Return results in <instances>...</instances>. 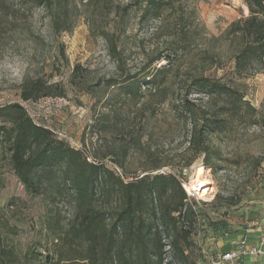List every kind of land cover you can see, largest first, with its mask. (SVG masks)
Masks as SVG:
<instances>
[{
	"label": "trees",
	"instance_id": "trees-1",
	"mask_svg": "<svg viewBox=\"0 0 264 264\" xmlns=\"http://www.w3.org/2000/svg\"><path fill=\"white\" fill-rule=\"evenodd\" d=\"M93 1L79 6L74 0H27L46 12L53 42L38 37L37 44L48 56L37 73L21 83V101L65 98V83L55 77L62 75L69 61L58 38L73 30V16ZM243 2L248 16L231 22L214 37L208 35L188 0H146L136 30L145 35L134 43L144 59L135 71L127 67L128 8L117 6L118 19L110 29L98 31L116 63L117 76L94 87L76 65L68 78L70 86L97 98L87 129L98 138L101 133L110 134L123 157L130 150L143 151L147 121L169 101L171 117L191 128L190 155L183 166L189 167L200 155L207 166L209 135L224 126V109L218 102L244 97L214 75L224 67L221 50L231 49L228 59L238 77L253 76L264 66V0ZM115 86L119 93L101 101L100 96ZM192 92L214 108L195 105L189 99ZM243 102L246 111L255 114L254 107ZM3 153L26 192L49 200L44 228L52 249L45 255L35 248L22 250L16 242L18 228L0 217V264H195L188 253L195 212L185 202L188 198L178 179L182 172L158 173L162 162H152L150 153L146 174L124 181L104 163L90 160L85 147L75 149L57 139L18 102L0 106ZM111 154L115 163L118 154ZM167 245L172 252L169 262L164 258Z\"/></svg>",
	"mask_w": 264,
	"mask_h": 264
},
{
	"label": "rangeland",
	"instance_id": "rangeland-1",
	"mask_svg": "<svg viewBox=\"0 0 264 264\" xmlns=\"http://www.w3.org/2000/svg\"><path fill=\"white\" fill-rule=\"evenodd\" d=\"M145 1L95 0L85 8L81 6L72 18L75 23L73 30L58 38L65 46L69 61L62 75L55 77V80L62 78L65 83V98L23 102L19 96L21 83L26 77H33L42 67L43 59L48 56L43 54L37 39L44 37L46 41L53 42L49 18L42 7L27 0H0V106L21 103L31 118L49 128L57 139L75 149L85 147L90 160L102 162L116 174L125 175L121 176L124 181L146 174L144 171L151 161L147 158L148 153L152 155V162H162L158 173L164 171L166 174H175L186 168L187 172L182 178L190 185L194 184L191 178L195 168L204 167L206 175L203 178L211 181L213 191L209 199L204 200L201 196L185 201L195 212L192 247L188 253L195 264H211L243 232L263 224L264 66L253 76L238 77L233 73V63L228 59L231 49L221 50L224 67L214 72V75L237 89L244 97L225 98L218 102L219 107L224 109V126L221 132L209 135L208 152L204 159L207 166L203 164V155L189 167L183 166L190 155L188 140L191 128L189 123L181 126L171 117L169 111L173 104L169 101L160 105L155 117L147 121L141 139L144 150H130L123 157L115 150L117 144L110 138V134L101 133L98 138L87 129L92 122V106L97 98H93L88 91H79L70 86L68 78L76 65L83 69L87 84L94 87L101 85L108 77L117 76L116 63L108 55L104 39L98 32L110 29L118 19L117 6L128 8L126 31L130 38L125 40L127 67L135 71L138 63L144 59L134 48V43L145 35L144 31L136 32L138 17ZM74 2L80 6L86 0ZM188 2L196 8L199 21L208 35L214 37L223 34L231 22L248 16L243 0ZM144 89L141 87L142 91ZM174 89L177 90L176 87ZM118 93L119 88L115 86L107 94L101 95L100 99L104 101ZM189 99L206 109L214 108V104L207 103L205 97L196 93L192 92ZM243 101L254 107L255 114L246 111ZM111 153L118 154L115 163ZM50 207L49 200L44 196H32L26 192L14 175L8 156L1 154L0 217L18 228L16 242L22 250L35 248V251L43 255L51 251V238L44 228ZM166 250L164 258L165 262H169L172 252L168 245Z\"/></svg>",
	"mask_w": 264,
	"mask_h": 264
},
{
	"label": "built area",
	"instance_id": "built-area-1",
	"mask_svg": "<svg viewBox=\"0 0 264 264\" xmlns=\"http://www.w3.org/2000/svg\"><path fill=\"white\" fill-rule=\"evenodd\" d=\"M183 173L181 176H178L180 184L187 196L188 199H193L199 197V193H201L204 188L201 187V183H194V185H190V183H186V181L182 178L185 176L186 169H183ZM160 174H164V171H160ZM122 176V174H120ZM263 224L261 226L262 234L257 238V242L255 244H250L247 241L246 237L241 238L236 248L230 252L224 253L218 257V260L211 261V264H227L234 259L237 258H264V217Z\"/></svg>",
	"mask_w": 264,
	"mask_h": 264
},
{
	"label": "crops",
	"instance_id": "crops-1",
	"mask_svg": "<svg viewBox=\"0 0 264 264\" xmlns=\"http://www.w3.org/2000/svg\"><path fill=\"white\" fill-rule=\"evenodd\" d=\"M261 234H262L261 227H258L256 229H247L246 232H243L239 238H237L233 242H231L230 245H229V248L225 252L220 253L219 256L224 254V253H227V252H230V251L234 250L236 248V245H237L238 241L241 238H243V237L247 238L248 243L255 244L257 242V238ZM227 264H264V258H262V257H258V258H241L240 257V258L232 260L231 262H229Z\"/></svg>",
	"mask_w": 264,
	"mask_h": 264
},
{
	"label": "bare ground",
	"instance_id": "bare-ground-1",
	"mask_svg": "<svg viewBox=\"0 0 264 264\" xmlns=\"http://www.w3.org/2000/svg\"><path fill=\"white\" fill-rule=\"evenodd\" d=\"M205 175H206L205 168L202 167V166H197L195 168V170H194L193 178H191L193 183H195V182L196 183H201V187L204 188V190L201 193H199V197L202 196V198H204V200L205 199H209L210 198V194L213 191L211 181L208 180V179L203 178ZM200 179H203V180H200ZM192 185H194V184H192ZM208 186H209V188H208Z\"/></svg>",
	"mask_w": 264,
	"mask_h": 264
}]
</instances>
